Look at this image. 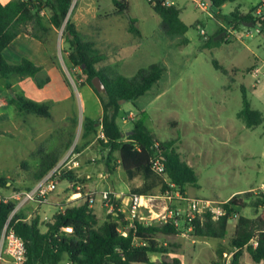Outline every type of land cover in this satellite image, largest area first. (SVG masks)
Masks as SVG:
<instances>
[{
	"label": "rangeland",
	"instance_id": "rangeland-1",
	"mask_svg": "<svg viewBox=\"0 0 264 264\" xmlns=\"http://www.w3.org/2000/svg\"><path fill=\"white\" fill-rule=\"evenodd\" d=\"M118 1L126 2L127 8L121 15L114 16L112 14L116 8L112 0H73L68 18L72 11L84 3L90 4L101 16L111 14L104 24L103 37L101 30H95L100 24H96L93 30L89 29L91 33L84 36L109 55L101 66L109 65L124 77H132L138 70L153 63L167 64L164 77L143 98L121 105L119 124L125 135L131 133L133 124L140 120L158 141L175 140L182 157L185 160L190 158L198 179L196 185H187L186 193L181 195L172 190L166 175L157 174V179H150L156 185L154 192L149 191L144 195L138 193L142 202L136 219L156 224L162 223L159 220L162 216L180 219L179 235L157 237L159 242L167 243V252L151 254L152 264H225L227 258L224 255L230 256L228 263L232 264L237 252L230 247L229 240L234 233L236 218L228 222L226 238L216 240L194 237L183 215L190 200L215 203L213 200L220 198L222 201L218 203H221L232 193L251 188L249 184L258 187L261 181L264 182V125L249 129L237 118L242 108V87L245 88L251 107L264 109V35L259 34V28L254 25L236 28L223 22L235 8L244 7L243 12L248 13L258 7L260 0H248L240 5H237L238 1L228 3L221 9L208 7L206 12L191 1L181 0L187 4L189 15L184 19L188 27L185 34L188 43L180 47L169 46L159 28L161 19L152 9L154 3L147 0ZM257 1V4H252ZM130 19L135 21L141 38L127 31ZM220 21L224 23L228 36L216 41L215 37L220 34ZM201 30L205 35L200 34ZM62 34L63 27L54 32L50 42L51 56L69 89L70 97L62 103L52 102L51 119L17 114L9 100L13 91L23 95L22 90L13 85L9 90L4 81H0V131L6 135H0V178L7 181L3 192L24 191L31 187L35 182L34 175L50 157L59 155L60 159L64 152L70 151L78 154L86 147L97 154L102 151L98 125L101 105L82 76V69L68 67L70 50ZM207 37L212 40L210 47L206 46ZM213 61L227 74L217 70ZM13 63L16 64L17 60ZM255 67L261 71L258 77L251 75ZM252 85L256 86L253 96ZM86 118L94 120L96 126L94 132L84 136ZM124 118L128 123H122ZM94 151L88 152L87 156L95 154ZM98 158L95 164L99 162ZM121 177L126 175L113 174L111 179L120 182L118 179ZM87 181L81 174L75 175L74 183L59 182L48 196L47 204L58 203L59 211L75 205L74 201L81 196L73 194L85 189L80 185ZM164 183L168 184L165 190ZM119 185L124 186L122 182ZM103 188L95 189L80 199L89 202V199L94 198L91 203L94 204L95 214L101 218L100 222L110 215L104 206V214L100 208ZM263 191L264 188L251 191V203ZM131 195L125 194L116 202L121 211L126 210L125 217L128 216ZM250 205L241 210L249 218L255 216L254 208ZM56 211V208L44 204L42 216L34 213L31 219L37 215L44 230L46 222L43 216L51 218ZM8 260L4 257L0 264H7ZM238 262L255 264L246 251L240 254Z\"/></svg>",
	"mask_w": 264,
	"mask_h": 264
},
{
	"label": "trees",
	"instance_id": "trees-1",
	"mask_svg": "<svg viewBox=\"0 0 264 264\" xmlns=\"http://www.w3.org/2000/svg\"><path fill=\"white\" fill-rule=\"evenodd\" d=\"M73 0H10L7 4L0 3V81H4L9 90L17 79L31 78L38 89L44 88L50 78L41 65L23 58L18 64H10L3 57L4 49L20 34L28 35L39 41L49 53L52 52L53 34L63 27V38L69 46L67 64L69 68L80 67L86 83L96 94L102 107L100 139L102 148L108 149L107 165L112 169L113 154H118V166L128 177L132 178L136 172H143L149 176L150 162L156 153L162 159L164 175L169 184L177 193L184 195L187 185H196L198 182L194 169L180 158L175 149V140L161 142L149 131L142 121L133 124L131 133L125 138L116 120L121 105L127 102L134 103L138 98L148 93L163 77L165 68L160 62L153 63L145 69H140L132 77H124L115 68L109 65L101 66L109 55L96 47L94 41L88 40L77 31L68 18ZM119 16L127 8L124 1L112 0ZM165 0H154L153 11L160 17L159 28L168 41L177 42L179 46L187 45L185 34L188 27L179 19V11L173 6H165ZM212 7L221 9L225 4L238 0H210ZM257 8L248 13H242L235 8L229 17L223 20L234 27L244 23H252L259 28V34L264 35V11L256 15ZM127 31L141 38L140 30L135 21L130 19ZM228 32L225 28L219 31ZM226 37V36H225ZM212 40L206 41L210 47ZM53 62L54 58L51 57ZM55 63V62H54ZM213 65L225 75L223 69L216 61ZM98 77L104 85L102 92L98 93L92 86V79ZM242 108L237 113L246 128H255L264 125V114L254 110L242 87ZM16 113L32 114L44 119H51L52 103H39L23 95H13L9 100ZM96 122L86 118L84 120V136L94 132ZM0 135L6 136L0 131ZM154 145H157L155 148ZM59 155L48 158L41 164L34 175V181L40 180L58 162ZM59 182L74 183L75 176L71 171L62 173ZM0 187L6 188L7 181L0 178ZM32 187V186H31ZM29 187L26 190H29ZM168 184H163V190ZM252 192L236 194L226 202L218 205L221 214L215 217L210 212L203 213L191 221L184 219L186 226L191 229L194 237L205 239L224 240L227 236L228 222L236 218L233 236L230 238V247L237 253L232 264H238V257L246 251L255 264L264 262V191L259 198L251 203ZM254 208V217L239 215L246 207ZM116 208L108 218L102 222L94 212L90 203L84 199L75 205L66 207L55 214L51 221L46 223V231L41 232L42 225L36 215L28 222L23 221L21 212L15 214L10 220L16 235L22 239L26 247L25 264H152L149 254H164L167 247L157 240V237L177 236L181 233L172 218L164 223L146 224L142 220L134 219L132 223L126 220L125 214ZM263 206V209L260 208ZM13 204L0 203V233L6 223ZM131 224V227L128 226ZM72 229L66 233L65 229ZM124 228H128L124 230ZM255 239L257 246L250 242Z\"/></svg>",
	"mask_w": 264,
	"mask_h": 264
},
{
	"label": "crops",
	"instance_id": "crops-1",
	"mask_svg": "<svg viewBox=\"0 0 264 264\" xmlns=\"http://www.w3.org/2000/svg\"><path fill=\"white\" fill-rule=\"evenodd\" d=\"M9 1L10 0H0V3L4 5V4H7ZM23 1H26V0H23ZM187 1L193 2L192 0H187ZM247 1L248 0H238L237 5H240L242 2H247ZM258 1L255 3H252V4H257ZM167 5L173 6L179 11V19L184 23V19L186 17H188V15H189V12L187 9V4L185 3V1L183 2L181 0H171L169 2L167 1ZM239 10L242 13H244L243 12L244 7H240ZM110 16H111V14H106L104 16L99 15L98 12L96 10H94V8L90 4L84 3V4H81L79 7H77L74 12L72 11L71 15H69V19L74 24L76 30L81 32L82 34H84L86 36L87 34L91 33L89 29L92 28V30H93L94 26H96V24H100V27L99 28L95 27V30L96 31L101 30V34H102L105 30L104 24L109 19ZM224 26H225L224 23L222 21H220L219 22V31H220V29L225 28ZM103 35H104V33L102 34V37H103ZM225 36H228V35H225ZM105 41H108V40H105ZM168 44H169V46H175V45H176V47L179 46L177 42L168 41ZM4 56L7 57V59ZM3 57L10 64H14L13 63L14 61L16 63V60H17L16 64H18L23 58H26V59L34 62L37 65H41L43 67L45 73L49 76L50 82L42 89H38L35 86V84L31 78H24L22 80L17 79L16 81H14L13 87L14 86L19 87L22 90L23 95L26 98L33 100V101H36V102H39V103H52V102L62 103L70 97L69 89L67 88L66 84L64 83L63 78L60 74V71L58 70L57 66L54 64V62L51 58L52 57L51 53H49L47 51V49L45 48V46H43V44H41L36 39H34L28 35H25V34H20L4 49ZM166 65L167 64H165V63L163 64V66L167 70L168 67ZM164 75H165V73L163 74V77H164ZM251 88H252V96H253L254 92H256V86L252 85ZM143 97L144 96H142L140 98H143ZM97 100L99 102L98 98H97ZM253 109L264 114V109H255V108H253ZM1 114H2V112H1ZM101 117H102V107L100 109V115H99V119H98V125L100 128V135L102 134L101 133V125H100L101 124ZM116 122L121 129V125L119 124V118L118 117H117ZM122 123H128V120H126L124 118L122 120ZM124 134H125L124 136L126 138L130 133H124ZM101 138L103 139V137H101ZM175 147H176L177 153L180 155V158L183 161H185L189 166H191L193 168V166H192L193 164L191 163L190 158H187L185 160L182 157V154L178 150L176 145H175ZM90 151L93 152L94 150L88 149V147H86L82 152L75 154V156H74L75 164L70 171L73 173L74 176L75 175L80 176L82 174L83 176H85V178L88 181L86 183H83L80 185V186H82L81 188H83V186H84L85 189L84 188L80 189L79 191H77L76 194H73V196L74 195L81 196V197H78L81 199L82 197L87 196L89 193H91V192L93 193V191L95 189H98L100 187H104L103 192L104 191L112 192L114 194H117L119 196V198H121L123 195L129 194V193L137 194V195H138V193H140L141 195H144V194H148L149 191L154 192V189H156V185L152 184V182L150 181L151 177L156 178V179L158 178L156 173L152 172L151 174H149V176H147L143 172L138 171L135 173V175L132 178H130L127 176V174H125L123 172L122 168L120 166H118V154L117 153L113 154V159L111 162L113 168L109 169V167L107 165V157H108V153H109L108 149L102 148V151L99 154H97L94 151L95 154H93L92 156H87L88 155L87 153ZM67 154H68V152H64L62 154V156H60V159L58 160V162L53 167L58 165L67 156ZM262 154L264 156V153H262ZM97 158L99 159V162L95 164ZM121 173H124L126 175V177H124V178L121 177L118 180H120V182H122L124 186L119 185L120 182H118L116 180L113 182V180L111 179L113 174L116 176H119V175L121 176ZM249 185L251 188L244 190V191L237 192V194H241V193H245V192H251L254 190L264 188V182L263 181L260 182V186H258V187L251 186V184H249ZM157 189H158V186H157ZM134 192H136V193H134ZM234 195H236V193H232L226 200H223V202H226L229 198H231ZM191 198H199V197H191ZM202 198H204V197L202 196L199 199H202ZM54 199H55V197H54ZM80 199H77V200L75 199L76 201H74V202H76V204H77V202L80 201ZM216 199L217 200H213L215 202L213 204L218 206L220 204V203H218V201H222V200H220V198H216ZM93 200H94V198H93ZM119 200L120 199H118V201ZM57 204L58 203H53V202L48 203V204L46 203V206L49 205L53 208H56L57 209L56 214H57L60 212L57 208ZM118 204L119 203H117V205ZM91 207L94 208V204H92ZM100 208L102 209L103 214H104L103 205H101ZM165 208H166V206H165ZM42 210H43V205L39 207L36 204H28L20 212H21L23 221L28 222L34 213H36L37 215L38 214L41 215ZM62 211H63V209H62ZM121 212L126 214L125 209H123ZM239 215L245 217V215L243 214V211H241ZM23 216H26V217H23ZM44 217H47V216H43V218ZM52 217L51 218L47 217V218L52 219ZM98 218L101 219L100 217H98ZM142 221L145 222L146 224L151 223V222L148 223L149 221H147V220H142ZM41 227H42V225L40 226V231L45 232L46 227L44 230H42ZM167 237H171V236H167ZM157 240L159 241L158 238H157ZM163 244L165 246H167L166 242H163ZM152 254H155V253H152ZM150 255L151 254H149L150 261L153 262ZM6 263L11 264V261L8 260V261H6ZM238 264H240V263L238 262Z\"/></svg>",
	"mask_w": 264,
	"mask_h": 264
},
{
	"label": "built area",
	"instance_id": "built-area-1",
	"mask_svg": "<svg viewBox=\"0 0 264 264\" xmlns=\"http://www.w3.org/2000/svg\"><path fill=\"white\" fill-rule=\"evenodd\" d=\"M195 6L203 12L207 11L209 7L205 0H192ZM149 3H153L154 0H147ZM163 5H167V1L163 2ZM264 11V0H260V3L256 10V15L260 16ZM259 32V31H258ZM201 35H205L203 30L200 31ZM261 74V71L258 67H255L251 72V75L254 77H258ZM264 76V73H263ZM101 137L103 135L101 134ZM155 148L157 145H154ZM75 154L70 151L67 156L55 167H53L50 171H48L40 180L36 181L34 185L29 190L24 191H11L9 193L3 192V188L0 187V203L1 204H13V210L11 211L4 227L0 233V262L4 260V257L9 258L11 264H25L26 262V247L21 238H19L13 227L10 225V220L15 214H18L22 209H24L28 204H36L44 205L47 203L48 196L50 193L54 192L57 185V180L59 176L64 173L70 171L74 164ZM151 170L159 175H164V167L162 163V159L158 153L152 158L151 162ZM173 187V185L171 184ZM102 205L108 210V212L113 213L116 208V202L119 199L117 194H114L109 191H104L101 193ZM93 198L89 199L90 205L93 203ZM130 204L128 210V216L126 217L127 221H133L136 219L138 215V210L140 208L142 198L137 194H132L130 196ZM167 209V208H166ZM120 211V209H118ZM210 212L215 217L221 214V209L215 206L213 203L208 201H198V200H190L186 204V209L184 212V219L187 221H191L197 216L202 215L203 213ZM177 215L179 213H176ZM176 218V217H174ZM172 219V218H170ZM178 219V218H177ZM43 220L45 222H50L51 219L44 217ZM162 223L166 222L167 217L162 216ZM132 223V222H130ZM175 224L178 225V222L175 221ZM131 227V224L129 225ZM190 229V228H189ZM191 230V229H190ZM66 233H71L72 229L66 228ZM250 244L253 247L257 246V242L255 239L251 240ZM227 262L225 264H229L228 261L230 256H226ZM64 264H70L69 262H65Z\"/></svg>",
	"mask_w": 264,
	"mask_h": 264
},
{
	"label": "water",
	"instance_id": "water-1",
	"mask_svg": "<svg viewBox=\"0 0 264 264\" xmlns=\"http://www.w3.org/2000/svg\"><path fill=\"white\" fill-rule=\"evenodd\" d=\"M205 1H206V3L208 4L209 7H212V3H211L210 0H205ZM243 26H246V27H252L253 24H252V23H249V24L244 23ZM225 35H226V33H225V32H222V33H220L217 37H215L214 40H216V41H217V40H220L221 38L225 37ZM207 40H209L208 37L206 38V41H207ZM91 83H92V86L94 87V89H95L98 93H100V92L103 91V89H104V85H103V83L101 82V80H100L98 77L93 78L92 81H91Z\"/></svg>",
	"mask_w": 264,
	"mask_h": 264
}]
</instances>
